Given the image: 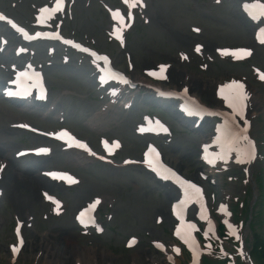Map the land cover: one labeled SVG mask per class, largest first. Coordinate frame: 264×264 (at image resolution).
<instances>
[{"label": "rangeland", "instance_id": "rangeland-1", "mask_svg": "<svg viewBox=\"0 0 264 264\" xmlns=\"http://www.w3.org/2000/svg\"><path fill=\"white\" fill-rule=\"evenodd\" d=\"M85 0H78V9L76 12V25L82 35L93 37L97 44L104 49H110L100 33V28L105 21L100 13L93 6H86ZM238 2V1H237ZM236 3H228L225 5H212L211 0H152V6L155 10L156 17L146 28H138L129 40V51L132 53L135 75H142V69L153 60L162 59L164 57H173L175 55L176 46L186 45L190 40V34L187 27L191 23H197L204 28L203 37L200 38L206 45L211 44L210 49L214 46L223 44L224 46H238L251 44L252 27L238 10ZM189 10H188V9ZM97 27V28H96ZM189 35V36H188ZM119 64L124 65L122 55L119 56ZM144 62V63H142ZM250 65H257L264 68V54L260 49L255 51L253 58L248 62L231 63L224 61L220 64L214 62L209 64L206 70H200L198 67L190 65H178L169 71V82L179 84L183 82L184 75L192 77L189 84L190 89L197 93L199 98L206 103L215 102L213 93L216 82L223 81L231 75H240L249 78L250 90L253 92L252 112L253 127L252 135L261 145V151L264 154V91L259 85L255 74ZM205 71V72H202ZM64 72L71 73L69 69ZM141 77V76H140ZM52 81V85L56 88L57 83L66 81L71 87L70 90L76 95L77 91L82 89L71 84L68 79H60ZM214 81V83H211ZM74 88V89H72ZM194 90H193V89ZM84 89V88H83ZM73 106L77 111L89 112L93 104L86 98H77L74 100ZM71 107L67 105V109ZM118 125L111 131L113 135L121 137L125 140L123 151L125 154H135L136 144L131 138L130 128L132 126L131 116L128 114H119L117 116ZM173 150L167 152L169 160L179 170L194 175L196 171L197 158V140L194 135L186 133L175 134V141L172 143ZM237 152L226 171L215 170L213 178L216 181L215 186L207 183L208 191L215 194L216 204L214 207L218 222L222 225L220 231L227 235L226 220L231 219L234 222H244V214L253 198L254 187L250 179H248L247 168L250 165L240 167ZM251 165H255L251 161ZM264 165V161H260L253 167V172L257 182L263 185L264 175L260 176L259 167ZM129 174L124 172L109 173L101 168L94 167L88 171L80 170L81 183L73 189H62L54 186L56 190L61 191V197L65 200V209L59 216H49L46 214L49 210L40 195V189L37 190L34 200L28 199L26 191L18 187L14 191V197L1 186L3 193L0 192V262L8 264V255L6 244L11 240V224L13 218L18 217L25 220L29 217L30 221L23 225V232L26 238V245L22 254L17 259L16 264H34L32 257L36 246L30 248L33 243L38 240L43 243L44 240L50 241L52 237L59 242L61 249L71 246L80 249H90L89 257L93 264H99L95 260H100V251L108 250L114 255V264H132L131 258L134 252L146 251L155 258L156 263L149 262L146 258H142V264H167L164 256L157 253L150 245L152 239H162L164 241L170 238L169 219H166L165 212L168 211V203L166 200L157 197V190L152 188L153 183L145 174L136 170H128ZM232 177L236 178L232 180ZM259 177V178H257ZM260 186V187H261ZM53 188V186H51ZM96 191L104 197L102 205V213L109 211L113 216L110 219L109 226L112 230L106 231L101 237L88 236L83 237L75 233L72 228V214L77 206L85 200L83 197ZM263 192V191H262ZM258 194V193H257ZM233 205L230 209L234 213L233 216L226 217L217 209V203ZM243 202V206L239 205ZM264 192L263 199L259 198L256 207L255 216L252 218V227L250 231L245 230L239 239H231L229 235L216 241L218 243L217 250L222 248L225 250L232 249V244L244 245L248 250L251 249L253 234L258 240L264 243ZM113 206L109 210V207ZM254 213V212H253ZM161 215L163 221L161 224L155 223V216ZM128 235H134L139 238V245L132 249H126L123 246V240ZM222 240V242H221ZM203 253L209 248V243H204ZM51 245V244H50ZM214 251V250H213ZM70 255V253H67ZM61 256V255H59ZM241 256V254H236ZM73 257V255H72ZM71 257L70 261L64 262L72 264L76 259ZM178 264H193L194 257L186 252L182 256L177 255ZM198 259V263L199 258ZM255 260V259H254ZM203 261V260H202ZM255 260L256 264L259 262Z\"/></svg>", "mask_w": 264, "mask_h": 264}, {"label": "snow or ice", "instance_id": "snow-or-ice-1", "mask_svg": "<svg viewBox=\"0 0 264 264\" xmlns=\"http://www.w3.org/2000/svg\"><path fill=\"white\" fill-rule=\"evenodd\" d=\"M125 3L128 5L129 9L136 6V0H125ZM245 7L249 11V13L253 19H257L261 16H264V3L259 2V0H255V2H253L250 5H245ZM62 8H63V0H56V5L54 8H51V9L42 8L40 10L41 16L39 17V21L40 22L44 21L45 14L50 16L51 14H54L56 12L61 11ZM128 16H129V18H131V12L128 13ZM2 18L3 17H0V19H2ZM113 18L119 19L121 22H123V17L121 16L119 11H116L113 13ZM9 23H12V22L9 21ZM13 27H16V25L13 24ZM18 30L23 31V29H18ZM117 31H119V30H117ZM39 35H46V34L37 33V36H39ZM25 37L27 39L33 38L30 36H27L26 33H25ZM54 38H59V36L56 35ZM117 38L122 40V38L120 36H118ZM257 38L259 39V41L261 43H264V29L260 30ZM65 42L66 43H72L71 41H65ZM75 46L80 47L79 45H75ZM200 47H201L200 45H197V47H196L197 52L200 51ZM84 50L87 51V49H84ZM21 51H23V49H21ZM222 54L232 55L238 59H241V58H244V57L250 55V51L247 49L224 50ZM92 55L95 56L96 54L92 53ZM183 58L186 59L187 57L185 56ZM98 59L105 61V63H107V60H108L107 57H98ZM166 67L167 66H165V65H161L159 68V72L152 71V72H149V75L154 76V77H158V78H165L164 73L166 71ZM108 71H110V69H108ZM20 75L24 76V75H27V73H21ZM260 78L262 80H264V73L260 74ZM102 79H103V77H102ZM120 79L124 83H127V80L124 79L122 75L120 76ZM37 80H39V76H37ZM9 94L11 95L12 93H9ZM220 94L222 95L223 99L228 103V106L233 110V118L235 119L236 116H239L242 118L244 115L245 101L247 99V94L244 92V85L233 81L231 84L225 85L224 88H222L220 90ZM218 131H221V133H222V135L218 136L216 139V143L219 144L221 147V153L218 155L219 159H225L233 151L237 152L238 156L241 157L238 159V162H240V163L251 162V160L255 158L254 144L249 140V138L246 134L247 128L241 129L238 132H233V131H231V129H228L227 125H225L224 129H218ZM54 135H56L57 138L61 139V140L65 139L67 137L68 141L75 144V146H77L79 148H83L85 150H88L86 144H84L78 140H75L66 130L61 131L59 133H56ZM245 142L247 143V147L243 146V144ZM103 143H104L105 148L109 152H111L113 150V148L119 147L118 142L113 143L111 147H109L108 141H104ZM36 151L38 153H47L49 151V149L40 148V149H37ZM153 151H154L153 149H149V153H146V158ZM205 151H207V149H205ZM205 159H207V157H205ZM209 162L211 163L212 161L210 160ZM148 163H149V166H152L151 160H149ZM165 171L167 172L170 170L165 169ZM49 175L55 179H66L69 183L75 182L71 176H67L66 174H63V173L52 172V173H49ZM172 176H174L176 178V180L180 184L181 188L184 190V196H185V199L180 201L179 205L174 206V210H175L176 207L187 203V200L190 196V190H192L196 194H200L201 189L189 181L181 180L178 176H176L175 173H172ZM164 178L167 179L168 177L165 175ZM48 198L52 199V197H48ZM99 202L100 201L97 200L95 203L90 205L88 210H86L85 212H82L80 214V217H78V219H80L81 223H85V216H86L87 212L94 209L96 204H98ZM54 203H57V206H59L58 202L54 201ZM89 222H94V221H92L91 218H89ZM187 227L192 229V230H195L194 225L190 224ZM228 230H229L230 235L236 236V238L239 239L237 231L235 230V228L231 224H228ZM176 234L178 236H181L180 228L177 229ZM17 235L19 236V228H17ZM184 242L186 244H188L189 248L193 251V255H194L193 264H198V259H197V257H198V245H196V242L194 240L189 241L188 239H185ZM131 243H134V241H132ZM21 244H22V240H21ZM157 246L162 247L161 245H157ZM12 251H13V253H16L18 251V248L16 246H13ZM175 251L179 252V249H176Z\"/></svg>", "mask_w": 264, "mask_h": 264}, {"label": "bare ground", "instance_id": "bare-ground-1", "mask_svg": "<svg viewBox=\"0 0 264 264\" xmlns=\"http://www.w3.org/2000/svg\"><path fill=\"white\" fill-rule=\"evenodd\" d=\"M217 96L219 106H226L227 102L223 99L220 91L218 92ZM74 160L81 161L82 159L79 157H75ZM6 179L8 180L7 183H1H6L5 186L7 188V191L12 197H14L15 189L21 187L26 191L28 199L34 200L36 198V186H46L45 182H43L40 178L34 176L25 178L15 173L12 174V172L6 177ZM14 198L16 199V197ZM33 246H36L35 250L33 251V261H35V264H64V262L70 261L72 255V258L76 259L72 264H93L90 260L91 258L89 257L90 249L88 250L86 248L80 249L76 247L66 246L64 247L63 251V249H61L59 245V242H56L55 237H52L50 241L44 240L43 243H40V241L38 240L36 243H33L30 248H32ZM100 252V260L95 261L99 262V264H114L113 254H111L106 249H102ZM67 253H70V255H68ZM143 253L144 251H138L134 253L132 256V263L142 264V258L146 257V255ZM148 258L150 262L154 261V257L152 255L148 256Z\"/></svg>", "mask_w": 264, "mask_h": 264}]
</instances>
